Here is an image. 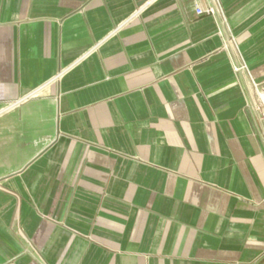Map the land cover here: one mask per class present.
I'll list each match as a JSON object with an SVG mask.
<instances>
[{
	"label": "crops",
	"instance_id": "0c3cea01",
	"mask_svg": "<svg viewBox=\"0 0 264 264\" xmlns=\"http://www.w3.org/2000/svg\"><path fill=\"white\" fill-rule=\"evenodd\" d=\"M253 81L264 0H0V264H264Z\"/></svg>",
	"mask_w": 264,
	"mask_h": 264
},
{
	"label": "built area",
	"instance_id": "2783aa9c",
	"mask_svg": "<svg viewBox=\"0 0 264 264\" xmlns=\"http://www.w3.org/2000/svg\"><path fill=\"white\" fill-rule=\"evenodd\" d=\"M195 11L198 15L215 16L216 14L215 8L213 6H209L206 8H201L197 6ZM219 34L222 36L221 32H219ZM234 68L235 70L240 69V67H234ZM253 88L255 90L257 97L256 103L254 104V110L256 112L257 122L262 128V132H263L262 143L264 146V83L253 81Z\"/></svg>",
	"mask_w": 264,
	"mask_h": 264
}]
</instances>
